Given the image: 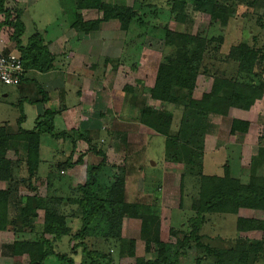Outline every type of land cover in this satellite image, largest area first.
I'll return each instance as SVG.
<instances>
[{"label": "rangeland", "instance_id": "obj_1", "mask_svg": "<svg viewBox=\"0 0 264 264\" xmlns=\"http://www.w3.org/2000/svg\"><path fill=\"white\" fill-rule=\"evenodd\" d=\"M101 1L127 6L133 4V0ZM13 2L11 0V3ZM71 2L73 0H36L26 9L24 8L21 14L26 25L24 36L38 29L43 30L46 26L48 34L55 33L59 25L66 26L69 17H73ZM142 2L138 11L139 19L143 21L142 24L134 20L128 30L124 31L115 20L105 22L107 25L104 28L116 42L110 44L109 54L106 53L110 56L109 58L102 55L101 49L102 52L95 50L93 56L95 63L91 71L94 73L95 79L93 80L96 88L94 105H97L88 124L92 128L90 146L78 141L72 149L69 140L53 139L48 134L41 135L42 162L35 174L34 188L30 190V188L23 187L24 185H20L21 187L17 185V194H37L45 197L55 192L56 195L64 196L68 193L67 186L72 188L84 181L85 165H97L103 161L105 169L103 168L104 173L99 174L100 184L103 186L108 183L114 174L123 175V200L127 203L150 206L149 215L158 218L162 239L169 247H173L176 238H180L189 229L190 220L194 217L190 205L197 195V179L200 172L221 175L227 167L233 178L245 184L251 173L250 168L253 167V171L256 169V175L264 177V90L247 110H236L231 107L225 115L209 114L207 131L201 138L200 149L185 145L182 140H175V137L172 139L184 128L181 123L184 112L183 103L155 101L148 94V89L152 87L155 80L156 67L163 54V27L167 25L170 30L197 34L203 39L223 36V42L218 51L214 53L210 50L205 54L202 67L196 77L192 97L199 99L203 93L210 91L215 77L235 78V63L227 62L226 59V54L232 46L243 41L257 48L264 44V16L261 0L255 1L254 7L251 8L238 5L237 8L231 9L234 13L229 16L224 30L217 22H212L208 14L194 11L190 5H187L185 9L184 23H178L170 17L167 0H144ZM92 15L99 18L101 11L93 10ZM119 38H121L120 41H118ZM255 69L257 73L260 71V67ZM98 81L105 85L104 89L97 87ZM249 82L252 84L264 82V73L260 74L258 79L253 78ZM17 86L19 85L0 84V91H14L16 88L13 87ZM126 87L130 89L128 92L124 91ZM78 88L70 83L66 89L63 105L68 107L70 114L68 119L59 115L54 117L53 125L58 132H68L78 126L77 115L80 111L76 93ZM13 100L10 94L8 98H0L2 113H7ZM91 101L87 98L85 103ZM108 104L107 115L105 118H100L98 112L103 113ZM142 104L170 114L171 123L167 131L168 136L160 135L141 124L139 113ZM22 108H25L24 113L27 117L22 126L25 130H31L34 127L35 115L27 109L28 104H23ZM16 110H18L17 106L12 109L13 112ZM4 115L6 119L12 118L11 113ZM19 115L22 116L20 112ZM240 117L249 123L247 131L230 134L231 121L241 120ZM98 129L101 131L97 132ZM16 143L19 145L21 141ZM11 144L7 150V157L13 161L23 159L24 143L19 150ZM184 146H186L185 150ZM91 149L100 151L103 156L95 154ZM67 158H70V163H73L68 169L56 165L57 162L62 163ZM12 169L14 180L21 176L27 177L25 169L16 170L14 164ZM180 176H183L181 195L178 190ZM68 179L69 182H65ZM48 182H51L55 189L52 185L48 187ZM237 217L253 218L264 223V210L241 208L235 216L207 215L206 221L201 225L204 241L210 244L211 242L217 244L221 241L225 244L228 240H233L255 244L264 238V229L236 233L234 224ZM142 218L150 217L142 213ZM67 220L72 232H75L80 224L79 218H67ZM42 221L43 212L37 210V217L33 220L34 231L26 229L22 231L23 233H16V229H11L0 232V264L28 263L26 255H12L10 247L15 239L39 237ZM140 223V217L125 216L121 218L118 229L120 240H134L133 256L119 255L118 249L122 241L115 238L98 237L96 240L90 238L91 244L93 242L92 245L95 248L107 255L108 264H136L137 258L143 261H153L158 257L157 245L155 242H149L148 248L146 247V242L140 234ZM168 228L177 231L178 234L169 233ZM45 237L50 238L48 235ZM208 237L216 238V240ZM74 243L73 241L67 242L64 238L57 243L55 250L64 252ZM188 257L192 258L191 253ZM254 264H264V258Z\"/></svg>", "mask_w": 264, "mask_h": 264}, {"label": "trees", "instance_id": "obj_2", "mask_svg": "<svg viewBox=\"0 0 264 264\" xmlns=\"http://www.w3.org/2000/svg\"><path fill=\"white\" fill-rule=\"evenodd\" d=\"M5 1L0 0V14L5 16L3 25L18 18L11 17L14 10L6 8ZM142 1L144 0H133V4L127 6L104 3L101 0H74L71 27L78 32L88 33L97 31L102 23L115 20L122 30L127 31L134 20L139 21L138 24L143 23L138 16ZM255 1L257 0H167V5L170 17L175 22L184 23L185 9L190 5L192 10L208 14L212 22H217L219 27L225 30L229 16L234 13L232 8L235 9L238 5L251 8L254 7ZM261 3L264 16V0H261ZM83 9L99 10L101 16L83 21L78 13ZM163 32V54L156 67L155 80L148 89V94L155 101L183 103L181 123L184 128L172 139L175 137V140H182L185 145L200 149L201 138L207 131L209 114L225 115L231 107L247 110L254 100L261 96L264 82L252 84L249 81L253 78L258 79L260 74L264 73V44L257 48L243 41L232 46L226 54V59L227 62L235 63V78L215 77L210 91L203 93L199 99H194L192 95L196 77L202 67L205 54L210 50L217 52L223 42V36L203 39L197 34L170 30L167 25L163 27ZM15 43L24 71L32 67L44 72L51 67L50 55L42 47L41 40L36 35L32 36L24 46L17 40ZM256 67H260L258 73ZM128 90L130 89L124 88V91L128 92ZM90 99L92 101L89 106L80 110L77 115L78 126L68 132L55 130L53 119L59 111L50 109H46L36 118L31 130L19 127L16 133L6 136L0 128V183H5V188H0V232L11 229H16V233H23L22 231L26 229L34 231L33 220L37 217V210L43 212L41 235L35 239H15L10 247L12 255H26L27 264H108L107 255L95 248L90 238L96 240L98 237H107L120 240L118 237L120 220L122 217L131 216L141 219L140 234L146 242V247L148 248L149 242H155L158 251V257L153 261L137 258L136 264H254L263 260L264 238L255 244L233 240H228L225 244L221 241L210 244L204 241V234L201 232V225L206 221L207 215L235 216L241 208L264 210V177L256 175V169L253 171V167L250 168L251 173L245 184L233 178L227 167L221 175L200 172L197 179V195L190 205L194 217L190 220L189 229L180 238H176L173 247H169L162 239L158 218L149 215L150 206L127 203L123 200V175L114 174L108 183L103 186L100 184L99 174L104 173L103 168L105 169L103 161L97 165H85L84 181L72 188L67 186L68 193L64 196L56 195L55 192L45 197L37 194L18 195L17 185L18 187L24 185L26 189L32 190L36 183L35 174L42 162L41 135L48 134L53 139L69 140L72 149L78 141L89 145L92 128L88 124L97 105H94L95 93L90 94ZM108 107L109 104L106 105L103 113L98 112L100 118H105ZM139 114L142 125L160 135L168 136L167 131L171 123L169 113L142 104ZM248 126L247 121L233 119L229 133H244ZM96 131L100 132L101 129ZM11 140L24 143L23 159L13 161L7 157ZM91 150L95 154L102 155L98 150ZM60 162L56 165L64 169L73 165L70 163V158ZM13 164L16 170L25 169L27 177L21 176L14 180ZM52 178H54L53 174ZM182 179L183 176H180L178 184L180 195L183 190ZM65 182H69V179ZM48 184V187L51 186L53 181L52 184L51 182ZM52 187L54 188V185ZM142 213L150 218L143 219ZM67 218H79L80 224L75 232H72ZM234 226L236 233L264 229V223L253 218L237 217ZM168 232L178 234L171 228H168ZM45 235L50 238H46ZM64 238L67 242L75 243L64 252L56 251L55 246ZM133 246L132 239L122 241L118 254L133 256ZM190 253L192 258L188 257Z\"/></svg>", "mask_w": 264, "mask_h": 264}, {"label": "crops", "instance_id": "obj_3", "mask_svg": "<svg viewBox=\"0 0 264 264\" xmlns=\"http://www.w3.org/2000/svg\"><path fill=\"white\" fill-rule=\"evenodd\" d=\"M7 1H10V3H7ZM13 1L14 2L11 3V0H6L5 5L6 8L14 10V12L11 13V17L13 16L12 18H14V16H17L18 18L3 25L5 16L0 14V50L5 53H14L20 56L15 41H19V43L24 46L32 36L36 35L41 40L42 47H44L50 55L51 67L44 72L32 67L28 68L24 71L19 86L13 87L16 88V90L0 91V98H8L10 94L14 99L11 103L10 109L6 111L7 113H2L3 109L0 108V128L6 136L8 134L16 133L19 130L20 125V128L24 129L22 125L27 120V117L24 113L25 108H22L23 104H28L27 109L32 111L35 118L41 116L46 109H50L59 111V113H56L54 116L59 115L68 119L70 111L67 106L63 105V102L66 96V89L70 83L75 88L79 87L76 93L80 110L88 107L89 103H85V100L87 98L90 99V94L96 92L94 86L95 82L93 80L95 79L93 76L94 73L91 71L95 63V60H93L95 50L99 52L103 51V54H101L105 56L110 50V44L116 42V40H114L104 28L107 23H102V26L100 25L97 31H91L88 33L78 32L71 27L72 16L69 17L66 26L59 25L58 30L56 29L55 33L48 34L46 26L43 30L38 29L32 34L24 36L26 25L21 18V14L24 8L26 9V7L30 6L31 3L33 4L36 0ZM71 3L73 8L75 6L74 0ZM92 11L93 10L83 9L78 13L83 21H89L96 18L92 15ZM39 31H42V33H39ZM120 39L121 38H119L118 41H120ZM100 49L102 51H100ZM109 57L110 56H108V58ZM77 60L82 62L79 63ZM99 86L101 89H104L105 87V85L100 84L98 81L97 87ZM15 106L18 107L19 111H12ZM235 109L241 110L237 108ZM19 112L22 116L19 115ZM10 113L12 118L6 119L7 117H5L4 114L9 115ZM21 118H23L22 121H20ZM240 118L241 120L244 119L242 117ZM18 120L20 123H18ZM16 142L17 140H11L9 145L13 143L11 145L17 147L18 150L21 149L20 147L23 143L21 142V144L17 145ZM0 188H5V183H0Z\"/></svg>", "mask_w": 264, "mask_h": 264}, {"label": "built area", "instance_id": "obj_4", "mask_svg": "<svg viewBox=\"0 0 264 264\" xmlns=\"http://www.w3.org/2000/svg\"><path fill=\"white\" fill-rule=\"evenodd\" d=\"M24 75L20 56L0 50V84L19 85Z\"/></svg>", "mask_w": 264, "mask_h": 264}]
</instances>
